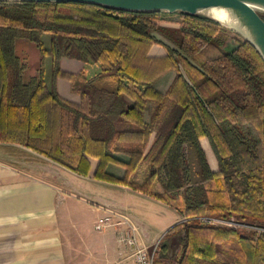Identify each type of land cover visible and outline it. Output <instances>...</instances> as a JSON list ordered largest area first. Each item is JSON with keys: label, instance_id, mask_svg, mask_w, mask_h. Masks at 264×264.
<instances>
[{"label": "trees", "instance_id": "1", "mask_svg": "<svg viewBox=\"0 0 264 264\" xmlns=\"http://www.w3.org/2000/svg\"><path fill=\"white\" fill-rule=\"evenodd\" d=\"M174 15L179 27L161 25ZM154 45L166 53L152 55ZM63 58L99 71H65ZM170 70L161 93L155 84ZM59 78L79 101L60 95ZM0 143L82 176L98 159L96 179L176 207L185 219L163 236L155 264H264V59L211 17L0 1ZM109 163L125 166L124 178ZM143 163L146 179L132 181Z\"/></svg>", "mask_w": 264, "mask_h": 264}, {"label": "crops", "instance_id": "2", "mask_svg": "<svg viewBox=\"0 0 264 264\" xmlns=\"http://www.w3.org/2000/svg\"><path fill=\"white\" fill-rule=\"evenodd\" d=\"M150 53L160 56L166 50L163 46L154 45ZM83 68L91 75L99 71L96 64H84L69 58L62 60V69L65 71L77 73ZM47 74H51L49 60ZM175 75L174 70L165 73L156 82V89L165 93ZM70 85L69 80L59 78L58 92L64 98L77 102L79 96L71 92ZM201 142L214 169L204 143L209 142L206 138ZM119 156L124 161L129 160L126 154ZM90 162V173L82 176L30 148L0 143V264H118L127 260L130 247L121 240L125 232L123 226L102 231L98 243H89L87 235L95 230V222L104 217L108 210L130 217L128 208L118 201L117 204L87 201L79 196L77 188L73 186L77 180L100 184L113 192V195L116 194L118 200L137 197L174 209L180 214V220L169 226L167 232L185 219L176 207L129 185L96 179L94 175L99 161L90 158ZM140 168H144L141 173ZM106 171L120 179L126 174L125 166L117 163H109ZM148 171V164H141L131 180L142 183ZM153 191L163 192L158 181L154 183ZM89 212L92 217H89ZM108 233L112 234L111 243L106 235ZM110 252L113 253L112 258Z\"/></svg>", "mask_w": 264, "mask_h": 264}, {"label": "water", "instance_id": "3", "mask_svg": "<svg viewBox=\"0 0 264 264\" xmlns=\"http://www.w3.org/2000/svg\"><path fill=\"white\" fill-rule=\"evenodd\" d=\"M2 2H83L132 12H186L202 14L213 8L230 11L235 25H222L234 30L251 43L264 59V0H0ZM211 17L209 14H204ZM213 18V17H211ZM214 19V18H213ZM215 20V19H214Z\"/></svg>", "mask_w": 264, "mask_h": 264}, {"label": "rangeland", "instance_id": "4", "mask_svg": "<svg viewBox=\"0 0 264 264\" xmlns=\"http://www.w3.org/2000/svg\"><path fill=\"white\" fill-rule=\"evenodd\" d=\"M202 14H208V11H204ZM262 15L264 16V12H262ZM178 20L179 17L177 15L166 17V20L161 21V25L167 27H176L179 24ZM92 65L94 64L92 63ZM204 143L209 153L210 160L214 167V170H217L218 166L215 157L213 155V152L209 144L207 142ZM142 171H144V168L139 169V173H141ZM73 186L77 188L79 196L86 199L87 201L102 203V204L105 203L117 204L118 201L121 202L124 207L128 208V212L131 218L128 216L127 217L130 219V223L124 224L123 229L126 231L128 228L133 229L134 227L135 229L133 233L137 238L138 242L143 241L146 244H153L159 240V244H160L164 234L167 232L166 231L167 228L171 226L173 223H175L177 220H180V214L170 207L164 206L154 201H150L148 199H144V200L139 199L137 197L135 198L125 197L122 198V200H118L119 198L116 197V194L113 195V192L107 190L106 187L97 184L95 182L77 180L73 182ZM105 210H108V208ZM89 214H90L89 217L93 216L90 212ZM218 224L219 223H217V225ZM231 224H233V222H231ZM95 230L94 231L91 230L90 233L87 232L89 243L90 242L98 243L99 236H101V232L104 231V230L102 231H98V230L95 231ZM106 235L109 236V241L111 243L112 241L111 239H113L112 234L108 233ZM111 249L112 248H110V250ZM112 255L113 253L110 252L111 258Z\"/></svg>", "mask_w": 264, "mask_h": 264}, {"label": "built area", "instance_id": "5", "mask_svg": "<svg viewBox=\"0 0 264 264\" xmlns=\"http://www.w3.org/2000/svg\"><path fill=\"white\" fill-rule=\"evenodd\" d=\"M117 217L119 219H116ZM201 220L209 224L221 223L218 219H210L207 217H203ZM127 223H130V219L127 216L118 214L114 210H108V213L104 217L99 218L95 222L94 227L96 230L102 231L110 227L119 228ZM134 229V227L133 229L128 228L122 235L121 240L130 247V253L126 261H121L118 264H155V255L159 247V240L153 244L138 242L133 233Z\"/></svg>", "mask_w": 264, "mask_h": 264}, {"label": "bare ground", "instance_id": "6", "mask_svg": "<svg viewBox=\"0 0 264 264\" xmlns=\"http://www.w3.org/2000/svg\"><path fill=\"white\" fill-rule=\"evenodd\" d=\"M208 14L213 17L215 20L222 22L223 24L235 25L237 21L233 17L232 13L226 9L222 8H213Z\"/></svg>", "mask_w": 264, "mask_h": 264}]
</instances>
